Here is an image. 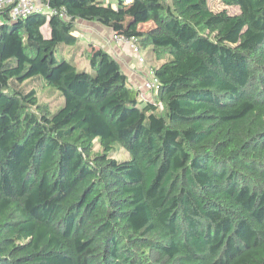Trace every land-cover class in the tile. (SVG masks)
Segmentation results:
<instances>
[{"label":"trees","instance_id":"16d2710c","mask_svg":"<svg viewBox=\"0 0 264 264\" xmlns=\"http://www.w3.org/2000/svg\"><path fill=\"white\" fill-rule=\"evenodd\" d=\"M38 1L0 10V264H264V0Z\"/></svg>","mask_w":264,"mask_h":264},{"label":"crops","instance_id":"0c3cea01","mask_svg":"<svg viewBox=\"0 0 264 264\" xmlns=\"http://www.w3.org/2000/svg\"><path fill=\"white\" fill-rule=\"evenodd\" d=\"M112 34V27L100 22L79 21L76 30L80 43L104 48L120 62L130 81L139 84L144 78L145 68L137 63L133 53L126 46L112 40Z\"/></svg>","mask_w":264,"mask_h":264},{"label":"built area","instance_id":"2783aa9c","mask_svg":"<svg viewBox=\"0 0 264 264\" xmlns=\"http://www.w3.org/2000/svg\"><path fill=\"white\" fill-rule=\"evenodd\" d=\"M125 4H129L132 0H122ZM10 7V17L11 20H16L17 18L24 17L34 11L47 14H55L56 10L50 8L46 3H41L38 0H0V10L4 7ZM112 40L120 45H127L133 53L136 55L139 63L143 61L141 55L137 51V47L133 42V38L127 39L123 36L112 34ZM152 73V72H151ZM151 75V74H150ZM157 82H152L150 80H145L141 84V88L145 89H155L157 88Z\"/></svg>","mask_w":264,"mask_h":264},{"label":"rangeland","instance_id":"374dc122","mask_svg":"<svg viewBox=\"0 0 264 264\" xmlns=\"http://www.w3.org/2000/svg\"><path fill=\"white\" fill-rule=\"evenodd\" d=\"M210 5L214 10H219V9L224 8L220 3L215 2V1H210ZM228 10L230 12L235 11V9L231 7H229ZM123 20L125 22V19ZM143 27L144 28L148 27V24H145ZM81 44H84V43H81ZM139 54L145 59V62L148 63L149 65L151 66L158 65L159 63L158 60L153 58L152 55L148 53V51L140 50ZM72 56L73 55L71 53V50L68 48L67 53H65V59H71L75 57L78 60V57H79L78 54L76 56L75 55L73 57ZM86 65H87V61L86 59H83L81 62H79L78 68L81 69ZM38 102L39 104L46 106L51 112H54L58 107L61 106L62 97L58 96L57 93L41 89L38 91ZM117 154H118V157L121 158V154L120 153H117Z\"/></svg>","mask_w":264,"mask_h":264}]
</instances>
